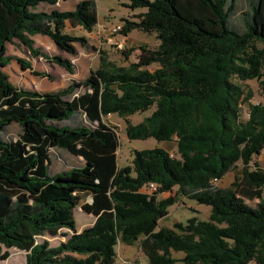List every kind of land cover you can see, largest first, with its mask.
<instances>
[{
  "label": "trees",
  "instance_id": "1",
  "mask_svg": "<svg viewBox=\"0 0 264 264\" xmlns=\"http://www.w3.org/2000/svg\"><path fill=\"white\" fill-rule=\"evenodd\" d=\"M59 1L0 0V260L13 247L25 251L23 264H120L118 243H137L145 264H264V167L253 162L264 150V102H251L243 84L256 80L264 90V0H124L145 10L123 19L120 32L151 33L155 47L139 45L135 61L119 50L123 64L100 50L95 70L56 91L14 86L2 68L12 59L30 68L6 53L14 39L31 57L74 73L68 58L48 57L33 37L48 36L75 55V43L87 38L67 25L92 32L96 3L61 10ZM108 115L125 119L129 139L175 137V154L135 149L131 165L119 168V134ZM11 125L19 128L16 139ZM231 170L233 181L218 185ZM242 181L253 187L254 206L238 192ZM174 187V195L161 196ZM179 196L210 206L208 219L156 230ZM77 206L94 218L79 231ZM62 228L67 237L57 245L38 240Z\"/></svg>",
  "mask_w": 264,
  "mask_h": 264
},
{
  "label": "rangeland",
  "instance_id": "2",
  "mask_svg": "<svg viewBox=\"0 0 264 264\" xmlns=\"http://www.w3.org/2000/svg\"><path fill=\"white\" fill-rule=\"evenodd\" d=\"M124 0H95L97 23L91 32L90 36L87 31L81 27H71L67 25L66 31L76 36L88 37V43L82 46L80 43H75L77 53L75 55H69L57 47V45L48 37L44 35H35L33 37L35 46H38L48 57L54 55H61L68 58L74 67V73L70 74L64 68L59 66L52 60H48L42 56L31 57L28 50L20 44L17 40L12 42H6V53L13 56V58H21L30 63V68H23L17 60L12 59L9 64L2 69L8 76L10 82L19 88L34 89L41 92H50L59 90L67 86L72 80H83L91 70H95L99 65L100 50H104L110 60H113L117 64L126 63L127 59L114 45L106 44V28L116 24H123L125 18H132L133 14L138 13L144 8L130 9L123 3ZM75 0H69L63 3L59 9H71L74 7ZM42 9H49L50 6L46 4L40 5ZM159 41L155 35L144 32L142 30L133 29L127 34V40L125 44L126 50L129 52L128 61H135L139 54V45H146L149 48H153ZM133 49V50H132ZM130 50V51H129ZM151 68L153 65L150 66ZM43 73V75L38 74ZM48 74V75H47ZM246 88L252 92L251 102H264V90H262L256 80H248L243 83ZM153 110V107L146 110L135 112L128 116V120L131 124L140 122L144 117L148 116ZM104 121L112 126L118 132L119 145L117 150V166L119 168L131 165L133 151L135 149H147L159 147L175 154L177 144L176 138L173 140H157L153 137L145 139H129L125 133L126 122L125 119L117 115L105 116ZM19 132V128L16 125H11L7 129V133L13 139H16ZM58 151V150H57ZM53 153V151H51ZM71 156V155H70ZM54 159L55 156H54ZM60 162L63 164H77L78 159H67L66 161L59 157ZM253 162L259 163L264 167V150L259 155L253 156ZM236 171V170H235ZM235 171L227 172L221 180L217 181L220 186H228L234 179ZM253 187H250L241 182L238 187V192L242 193L245 197L244 200L249 205L254 206L257 199H251L249 192ZM176 187L172 191L162 194V197L172 196L175 194ZM262 197L264 198V187L262 190ZM87 200L83 199L81 202ZM210 213V206L201 204L196 200L187 199L179 196L176 201L168 207V213L166 216L159 219L156 226V230L160 227H172L175 221L185 222L191 216H197L199 219L207 220ZM73 214L76 222L77 230H81L83 227L89 226L93 223V216L83 213L79 206L73 209ZM68 232L67 229H60L56 235H44L39 236L38 240L47 239L51 245H57L59 242L64 241L67 236L64 233ZM3 251L5 248L2 249ZM117 261L121 264H145L146 258L140 250L137 243L133 245H126L118 243L116 247ZM9 255L5 259L0 260V264H23L25 260V251L17 248L8 249ZM175 256H180V253H173ZM249 264H255L251 261Z\"/></svg>",
  "mask_w": 264,
  "mask_h": 264
},
{
  "label": "built area",
  "instance_id": "3",
  "mask_svg": "<svg viewBox=\"0 0 264 264\" xmlns=\"http://www.w3.org/2000/svg\"><path fill=\"white\" fill-rule=\"evenodd\" d=\"M122 29L121 24H116L106 28L107 35L105 36V43L109 45H114L117 50H122L125 48L126 36L123 35L120 31ZM149 187L152 189L155 188L153 184H150ZM121 264V263H120Z\"/></svg>",
  "mask_w": 264,
  "mask_h": 264
},
{
  "label": "crops",
  "instance_id": "4",
  "mask_svg": "<svg viewBox=\"0 0 264 264\" xmlns=\"http://www.w3.org/2000/svg\"><path fill=\"white\" fill-rule=\"evenodd\" d=\"M67 1H68V0H67ZM67 1H63V0H61V1L57 2L55 6H56L57 8H60V6H61L63 3H66ZM77 1H78V0H75V4H76ZM75 4H74V7H75ZM74 7H73V8H74ZM73 8H71V9H73ZM61 10H66V9H61ZM67 10H68V9H67ZM88 34H89V36H90L91 32H89ZM89 36H88V37H89ZM85 37H86V36H85ZM88 37H86V38H87V43H88ZM102 37L105 38L104 36H102ZM126 38H127V37H126Z\"/></svg>",
  "mask_w": 264,
  "mask_h": 264
}]
</instances>
